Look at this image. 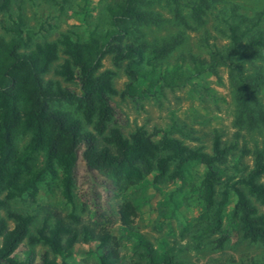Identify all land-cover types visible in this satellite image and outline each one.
<instances>
[{"label":"trees","instance_id":"1","mask_svg":"<svg viewBox=\"0 0 264 264\" xmlns=\"http://www.w3.org/2000/svg\"><path fill=\"white\" fill-rule=\"evenodd\" d=\"M216 1L197 0L189 8L191 19L200 21ZM10 2L0 0V15L9 10ZM61 2L64 4L67 0ZM106 11L109 29L103 33L90 31L85 41L62 34L55 41L38 42L30 47L29 33L22 36L21 18L10 29L13 33L10 39L0 35V212L4 211L12 223L9 228L0 215V264H69L78 252V244L93 246L89 252L96 264H121V237L115 238L104 230L95 232L87 226L78 227L79 218L68 214L55 217L47 236L41 239L40 230L36 235H28L33 221L31 215L9 208V202L23 194L34 198L37 183L46 174H55V166L62 170V195L70 202L77 148L86 138L88 171L106 176L117 186L132 185L148 176L153 186L175 182L166 199L169 214L178 209L177 197H195L200 203L197 220L204 224L197 236L216 233L226 236L230 229L237 228L242 238L264 242V215L257 213L241 189L244 187L249 196L264 205V184L259 181L264 177V160L260 153L255 155L252 168L244 176L223 178L221 165L233 146L223 144L217 136L212 140L209 154L199 148L182 147L168 138V130L154 129L147 133L143 128H136L125 138L118 128L108 127L114 115L110 97L116 91L111 81L113 72L98 73L105 56H110L114 67L123 64L129 82L120 96L132 100L151 97L162 87H183L207 72L213 63L203 57L181 55L170 68L158 69L154 62L172 52L178 41L172 38L158 47H148L135 40L138 28L154 21L153 13L144 8L142 0H118ZM261 22V13L246 16L239 12L237 5L228 9L226 37L232 55L237 58L228 60L232 71H240L237 73L240 78L231 75L237 120L247 119L251 124H264V112H258L254 118L250 107L257 101L256 92L262 80L242 76L241 68L264 55ZM59 55L64 59L54 74L66 83H75L76 88H62L57 82L43 80ZM60 104L74 107L80 118L59 108ZM83 124L91 126L100 143L92 142L93 135L84 131ZM157 135L160 138L154 140ZM25 137L26 143L19 148L17 142ZM170 146L172 151L161 156ZM37 155L43 158L42 167L37 164ZM194 165L202 168L196 183L190 173ZM219 184L221 190L217 194ZM137 208V204L125 202L118 209L121 236L132 240L131 247L139 260L134 264H188L175 260L169 251L157 250L132 227ZM189 225L185 219L182 231H187ZM24 238L29 246L41 242L46 246L40 263L15 254Z\"/></svg>","mask_w":264,"mask_h":264},{"label":"rangeland","instance_id":"2","mask_svg":"<svg viewBox=\"0 0 264 264\" xmlns=\"http://www.w3.org/2000/svg\"><path fill=\"white\" fill-rule=\"evenodd\" d=\"M118 0H11L9 10L0 15V35L8 40L13 33L10 29L22 20V36L30 35L29 46L43 41H55L62 34L72 40L85 41L90 31L103 33L109 29L107 7ZM176 1V2H175ZM144 8L154 15V21L138 28L135 40L148 47H158L175 38L178 45L163 59L155 61L158 69L170 68L181 55L198 56L213 63L207 72L191 80L185 86L175 89L162 87L155 94L140 100L120 96V92L129 82L123 72V64L114 67L110 56L101 61L98 73L104 70L113 72L112 87L116 94L110 97L114 115L108 127L118 128L127 138L136 128H143L147 133L154 129L168 130V138L180 143L182 147L199 148L211 153L212 140L217 136L225 145L233 146L224 164L221 165L223 178L242 177L252 168L257 153L264 160V124H251L247 119L237 120V107L233 95L232 71L228 58L237 60L232 55V47L226 37V20L228 9L237 5L239 12L246 16L261 13V28L264 30V0H217L195 22L190 16V7L197 0H142ZM178 10V14L177 11ZM238 51V50H237ZM64 56L59 55L46 74L44 81L57 82L62 88H76L75 83H66L54 74ZM241 75L251 79H261L262 84L256 92V102L251 104V116L258 117L264 112V55L253 62L243 64ZM59 108L67 110L80 118L74 107L60 104ZM84 131L93 135L91 126L84 125ZM107 131L105 132V135ZM157 135L154 140H158ZM86 138L77 148V159L73 170L74 186L71 190V201L62 195V170L54 167L55 174H46L37 183L34 198L23 194L9 202V208L23 215H31L33 221L28 235L41 231V239L47 236L55 217L72 214L79 218V226H87L95 232L106 231L115 238H120L119 253L121 264L139 262L132 249V240L121 236L118 209L125 202L138 205L132 217V227L147 238L160 251H169L175 260L188 264H264V242H250L242 238L237 228H232L226 236L221 233L197 236L204 225L197 220L200 209L199 201L193 196L180 201L177 210L169 214L168 194L176 186L175 182H162L150 185V177L126 186H117L106 176L95 171H88L85 162L87 153ZM27 138L17 142L21 148ZM88 141V142H87ZM92 142L100 143V138L93 135ZM172 148L164 149V156ZM37 164L43 166V158L37 155ZM173 164L170 166L172 169ZM193 183L202 174V168L194 165L190 168ZM264 184V177L259 180ZM249 202L258 214L264 215V205L249 196ZM221 184L216 187L217 194ZM2 197V196H0ZM219 197L217 196L216 199ZM0 215L6 219L4 211ZM185 219L189 229L182 227ZM10 228L12 223L7 220ZM225 221L223 227L225 226ZM92 245H76L78 252L68 261L69 264H96L90 249ZM46 246L38 243L27 244L24 238L15 250V254L33 263H40ZM90 251V252H89ZM143 264V262H141Z\"/></svg>","mask_w":264,"mask_h":264}]
</instances>
